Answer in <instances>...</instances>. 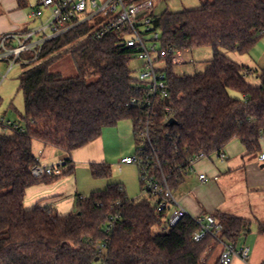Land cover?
Masks as SVG:
<instances>
[{
  "label": "trees",
  "instance_id": "16d2710c",
  "mask_svg": "<svg viewBox=\"0 0 264 264\" xmlns=\"http://www.w3.org/2000/svg\"><path fill=\"white\" fill-rule=\"evenodd\" d=\"M151 17L161 49H213L210 66L194 75L175 74L172 54L165 61L167 95L155 99L150 117V139L161 169H151L174 192L201 154H222L233 138L244 146V156L261 152L264 72L259 84H251L244 73L252 69L222 49L247 52L264 34V0H210L200 8L152 11ZM95 32L93 24L83 23L45 42L34 59L24 55L29 58L19 75L24 114L17 123L0 120L3 129L11 130L0 131V264H218L219 256L210 262L211 255L222 250V243L240 247L250 219L220 209L203 213L197 217L210 214L221 229L218 236L212 229L195 241L192 234L201 227L197 217L186 214L169 226L151 196L128 198L119 184L79 195L69 214L24 205L27 188L74 171L66 158L58 174L34 176V142L70 153L124 118L131 120L137 142L136 129L146 119L145 112L129 104L140 87L129 68L137 49L119 45V32L101 38ZM65 55L72 58L74 76L54 70ZM90 170L96 176L110 174L105 163H91ZM256 231L264 235V222L256 221Z\"/></svg>",
  "mask_w": 264,
  "mask_h": 264
},
{
  "label": "rangeland",
  "instance_id": "374dc122",
  "mask_svg": "<svg viewBox=\"0 0 264 264\" xmlns=\"http://www.w3.org/2000/svg\"><path fill=\"white\" fill-rule=\"evenodd\" d=\"M153 14L159 15L164 11H179L183 9L200 8L206 0H153ZM43 20V19H42ZM33 27V26H32ZM149 37V34H148ZM150 42V40H147ZM156 47H160V42H156ZM224 53L235 61L242 62L249 68H252V74L248 75L246 80L253 85L261 82L260 74L264 72V34L254 43L249 51L241 53L238 50L222 49ZM155 54L153 53L152 56ZM181 61L174 62L172 70L179 75H194L203 72L210 66L213 49L211 45L200 46L182 51L180 53ZM173 63V62H172ZM20 61L12 64L4 60H0V120L5 122L17 123L21 121V116L24 114L23 94L19 87V75L24 67ZM164 65V62L156 63V65ZM144 61L136 57L130 60L129 68L131 75L138 78L140 71L144 69ZM54 70H60L65 76L76 75V69L72 58L65 55L55 65ZM234 97H239L240 94L235 91H230ZM0 131L10 133L11 130L0 126ZM89 149H79V162H75L74 171L70 174L58 176L49 182H39L26 189L24 195V205L26 207L34 206L37 200H40L41 205L53 206L59 213L69 214L76 209L77 194L87 196L92 191L105 189L109 184H119L126 190L129 198L141 200L147 198L146 194L141 192L139 182V166L135 163L121 165L120 159L126 155L134 156L135 141L134 128L132 122L128 118L119 120L115 125L105 126L101 135L92 142ZM39 142H34L33 150L37 158L41 159L42 166H47L51 162L50 157H46L47 152H42L37 149L44 147ZM242 148V153H245V148L238 138L231 139L223 150L224 162L232 158L227 152L230 149L236 154L237 148ZM43 149V148H42ZM229 150V151H230ZM216 163H220L219 154L212 152L207 156ZM91 158L92 160L85 161ZM256 156H244L239 153L238 159L248 161ZM84 160L85 162H83ZM60 162H52L48 166L57 165ZM91 163H105L110 167L108 176H96L90 170ZM192 174L185 175L187 178ZM215 178L223 193L228 198V202L237 201L241 208H233L228 206L227 212H237L239 216L245 217L244 209L252 212L247 216L251 221L250 232L241 238L242 245L249 249L247 264H261L264 260V235L256 231V221L264 222V213L261 208L264 204V198L261 194L252 193L246 185V175L244 168L235 169L231 172H224ZM236 206V205H234ZM250 207V208H249ZM251 209V211H250ZM236 214V215H237ZM251 214V213H250ZM246 218V217H245ZM156 231H162V227L155 228ZM213 243L209 246L211 250ZM220 247L216 248L211 255L210 262H214L216 256H219Z\"/></svg>",
  "mask_w": 264,
  "mask_h": 264
},
{
  "label": "built area",
  "instance_id": "2783aa9c",
  "mask_svg": "<svg viewBox=\"0 0 264 264\" xmlns=\"http://www.w3.org/2000/svg\"><path fill=\"white\" fill-rule=\"evenodd\" d=\"M152 8V0H37L30 17L39 19V23L19 32L0 35V60L9 62L10 66L18 61L28 62L29 58L24 56L26 53L32 54L34 59L45 42L87 22L96 28L95 37L101 38L110 32H119V45L135 47L137 49L135 55L143 59L145 67L138 76L140 81V87L136 89L138 93L129 100V104L145 112L146 119L140 122L136 129V154L122 157L120 163H135L139 166L141 192L151 196L156 210L166 213L167 224L175 226L187 213L177 204L166 178L163 175L157 178L151 169L155 167L161 169V162L156 155L157 146L150 139V117L154 115L155 99L167 95L166 58L172 54L171 62L181 61L180 53L188 49L156 47L159 32L153 29ZM157 62H164V65H156ZM250 73L247 70L244 74L248 76ZM164 111L170 112L168 107H164ZM205 156L201 154L199 159ZM148 158L152 159L151 165ZM257 158L264 161V153H259ZM61 169V162L53 166H42L38 163L32 167V174L41 177L45 174H58ZM198 177L201 180L206 179L204 173H200ZM116 217H112L110 225ZM197 220L201 222V227L192 234L195 241L200 240L212 229L214 235L218 236L221 226L212 215L197 217ZM102 249L103 246H98L99 251ZM248 255L249 249L245 245L236 248L230 242L222 243L218 264H231L234 257L246 262Z\"/></svg>",
  "mask_w": 264,
  "mask_h": 264
},
{
  "label": "crops",
  "instance_id": "0c3cea01",
  "mask_svg": "<svg viewBox=\"0 0 264 264\" xmlns=\"http://www.w3.org/2000/svg\"><path fill=\"white\" fill-rule=\"evenodd\" d=\"M20 1L22 3H20ZM0 0V35L9 32H19L29 27H34L39 23V19L31 18L30 12L35 6L37 0ZM153 1V0H152ZM200 2L202 0H199ZM210 1V0H206ZM154 8V1H153ZM152 8V11H153ZM182 61H178L180 63ZM238 62V61H237ZM240 63V62H239ZM242 63V62H241ZM249 67V66H248ZM252 69V68H250ZM94 141V140H93ZM72 150L70 153L63 152L52 147H38L43 150L42 152H47L46 157H50L51 162L47 163L50 165L52 162H61L66 158H70L73 162H79L78 150L89 149L92 146V142ZM41 146V145H37ZM43 148V149H42ZM236 154L228 149L229 155L232 156L231 159L224 162L223 153L219 154L220 163H216L209 159L207 156L198 159L194 162L192 167V174L187 178H183L181 184L173 192L174 197L178 205H180L187 214L197 217L203 213H210L215 209H220L224 211L228 210V206L233 208H241L237 201L228 202V198L221 190L218 182L215 181V178L220 179L221 174L224 172H231L235 169L244 168L246 175V185L250 192L261 194L264 198V161H259L256 155V158H253L248 161H241L238 159V155L242 153V148L238 147ZM230 150V151H229ZM261 152L264 153V138L261 141ZM260 152V153H261ZM34 153V150H33ZM128 156V155H126ZM38 159V163L41 164V159ZM92 160L91 158L86 159L85 161ZM85 162L84 160H82ZM120 163V161H119ZM124 165L123 163H120ZM204 173L206 175L205 180L199 179L198 175ZM126 196L128 197L126 190L123 188ZM82 195V194H77ZM129 198V197H128ZM41 205L40 200H37L34 205ZM236 205V206H234ZM42 206H50L42 205ZM32 207V206H31ZM57 211L56 208L50 206ZM262 211L264 213V204H262ZM250 208V207H249ZM248 209H244L245 217L251 215L254 217L252 212H248ZM251 211V209H250ZM58 212V211H57ZM59 213V212H58ZM251 213V214H250ZM62 214V213H60ZM237 214V212H233ZM240 215V214H237ZM231 264H247V261L244 262L238 257H234Z\"/></svg>",
  "mask_w": 264,
  "mask_h": 264
},
{
  "label": "water",
  "instance_id": "95a60500",
  "mask_svg": "<svg viewBox=\"0 0 264 264\" xmlns=\"http://www.w3.org/2000/svg\"><path fill=\"white\" fill-rule=\"evenodd\" d=\"M169 122H170V123H173L174 120H173L172 118H170V119H169ZM96 259H97V258H96Z\"/></svg>",
  "mask_w": 264,
  "mask_h": 264
}]
</instances>
